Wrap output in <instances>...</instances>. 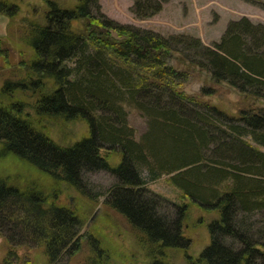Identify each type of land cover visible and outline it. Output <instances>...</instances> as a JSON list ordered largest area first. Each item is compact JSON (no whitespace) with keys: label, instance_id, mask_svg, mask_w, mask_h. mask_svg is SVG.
Segmentation results:
<instances>
[{"label":"trees","instance_id":"16d2710c","mask_svg":"<svg viewBox=\"0 0 264 264\" xmlns=\"http://www.w3.org/2000/svg\"><path fill=\"white\" fill-rule=\"evenodd\" d=\"M168 1L133 0L131 9L148 18ZM46 2L45 24L25 19L20 27L32 54L10 67L23 77L7 78L0 87L3 152L81 193L85 171L111 172L117 181L105 204L125 217L151 250L182 246L187 239L179 219L170 224L160 214L142 170L152 179L175 172L170 181L183 195L219 213L209 225V245L187 264H264V237L255 238L254 224L238 218L241 211L264 208V24L233 20L220 42L206 45L199 37H166L121 23L99 12V0H77L71 7ZM4 6L12 8L0 1V11ZM8 53L0 46V56ZM197 67L210 83L187 93L183 85ZM223 84L242 96L244 104L235 112L210 98ZM124 103L148 119L140 141ZM44 119H83L88 134L62 145L41 127ZM106 146L109 153L118 150L116 165L102 153ZM0 236L7 242L0 264H31L20 251L34 248L42 249L47 264L65 258L67 264L87 247L82 264H108L98 242L81 232L74 211L49 203L41 190L1 178Z\"/></svg>","mask_w":264,"mask_h":264},{"label":"rangeland","instance_id":"374dc122","mask_svg":"<svg viewBox=\"0 0 264 264\" xmlns=\"http://www.w3.org/2000/svg\"><path fill=\"white\" fill-rule=\"evenodd\" d=\"M0 1L12 5L10 11L6 6L5 11H0V42H4L0 46L9 51L5 58L0 56L1 87L7 78L15 80L23 77L24 72L20 75L13 73L10 67V63L18 64L32 54L31 48L22 38L20 27H23L25 19L45 24L49 5L46 0ZM52 1L63 7L74 6L77 2V0ZM99 3V12L121 23L153 30L166 37L171 35L199 37L206 45L220 42L233 20L245 17L255 24H264L262 5L264 0H169L161 12L148 18H139L133 13L131 9L133 0H99ZM97 11L94 10L98 14ZM10 13L14 16L10 17ZM74 26L81 29L82 23L74 22ZM172 62L175 64L177 61ZM73 64V60L69 61V65ZM185 65L182 63L178 66L187 69ZM208 79L205 71L198 67L191 68L183 89L187 93H197L204 84L210 83ZM210 98L213 103L221 105L229 112L237 111L239 105L244 104L240 103L241 94L224 84L219 86L218 93ZM123 106L127 113L128 125L134 130V138L140 141L148 130V119L129 104L124 103ZM25 112L35 114L32 107H26ZM40 125L56 142L65 146L74 145L86 136L89 130L88 123L83 119L70 121L44 119ZM261 149L264 151V147ZM110 150L112 149L106 146L102 148V153L106 156L110 154V163L116 165L120 161L118 150L109 153ZM174 173L163 172L157 179H152L147 168L142 170L147 194L159 203L158 210L168 223L176 224L179 219L180 229L187 240L183 241L182 246L155 247L151 250L138 240L125 217L105 204L110 189L117 181L111 172L85 171L82 175L84 192L81 193L66 182H55L46 173L13 154L4 153L0 148V178L21 188L41 190L49 203L74 211L80 219L81 232L92 236L98 242L108 264H187L190 257L199 256L209 245V225L219 218V213L213 206L183 195V192L170 181ZM238 218L254 224L255 238L264 237L262 234L264 208L252 212L241 211ZM6 250V239L0 236V263ZM20 253L27 254L26 258L30 259L31 264H47V257L40 248L30 249L28 252L21 249ZM88 253L87 247L67 264H82ZM66 259L61 264H66Z\"/></svg>","mask_w":264,"mask_h":264}]
</instances>
